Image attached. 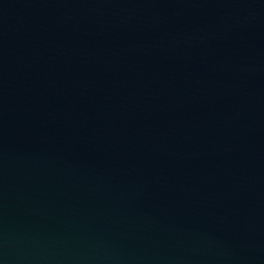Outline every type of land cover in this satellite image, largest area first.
Instances as JSON below:
<instances>
[{
  "label": "water",
  "instance_id": "water-1",
  "mask_svg": "<svg viewBox=\"0 0 264 264\" xmlns=\"http://www.w3.org/2000/svg\"><path fill=\"white\" fill-rule=\"evenodd\" d=\"M0 264H264V0H0Z\"/></svg>",
  "mask_w": 264,
  "mask_h": 264
}]
</instances>
